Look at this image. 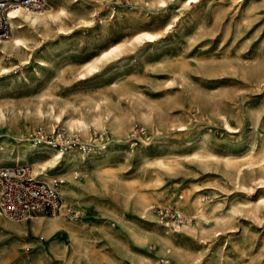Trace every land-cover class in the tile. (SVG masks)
<instances>
[{
  "label": "rangeland",
  "instance_id": "obj_1",
  "mask_svg": "<svg viewBox=\"0 0 264 264\" xmlns=\"http://www.w3.org/2000/svg\"><path fill=\"white\" fill-rule=\"evenodd\" d=\"M43 1L41 9L11 2L65 13L36 29L16 21L23 24L17 34L29 45L20 57L29 59L6 60L9 72L0 75V111L7 116L5 123L0 118V166L12 165L10 155L30 137L53 142L64 153L110 144L101 171L93 161L82 164L88 176L76 177L85 186L78 187V197L67 201L63 195L66 217L81 220L86 229L83 246L89 258L51 254L47 264H142L140 256L153 264H179L172 257L164 260L155 242L138 244L130 225L151 238L156 233L171 237L186 263L229 254L238 264H264V160H259L264 151V0ZM140 31L156 36L136 41ZM10 33L11 28L0 39ZM116 44L115 54L98 59ZM89 64L93 70H87ZM95 101L123 120L131 118L133 131L91 126L83 136L60 123L54 132L45 117L34 115L37 107L52 105L64 116L78 118L82 112L89 117L97 111ZM140 110L150 114L149 123L137 118ZM25 121L31 129L22 128ZM195 148L218 157L195 159ZM159 158H174L176 168L160 170ZM130 190L127 199L124 191ZM140 193L151 198V211L132 208ZM197 197L207 207L217 202V214L225 218L211 225L177 214L178 205L189 208L186 200ZM119 216L125 229L114 221ZM38 235L45 237L43 243ZM110 236L123 243L129 259ZM58 237L70 243L65 231ZM10 240L0 221V264H23L20 257L31 261L35 250L48 246L41 231L29 230L19 236L15 256Z\"/></svg>",
  "mask_w": 264,
  "mask_h": 264
},
{
  "label": "bare ground",
  "instance_id": "obj_2",
  "mask_svg": "<svg viewBox=\"0 0 264 264\" xmlns=\"http://www.w3.org/2000/svg\"><path fill=\"white\" fill-rule=\"evenodd\" d=\"M158 1L161 3L166 2V0ZM64 13L65 12L63 9H59L55 13H50L49 9L35 11L23 6L20 3L11 5L8 9V16L12 26L11 33L9 36H7V39H0V75L4 72H9V69L4 65L6 60H10L12 57L21 58L20 56L23 53L29 51V45L26 38L17 34L18 29L23 26V24H16L17 20L20 19L21 21H25L32 29H36V27L47 25L48 21L50 20L55 21L60 19ZM155 36V33L140 31L134 35V39L136 41H142L146 39H154ZM117 50H119L118 44L100 53L98 59L102 60L104 58H108L109 56L115 54ZM28 53L30 54V52ZM28 59L29 57L24 59L21 58L20 60L24 62L28 61ZM93 68L94 64H89L87 70H93ZM98 102L95 101L94 103V107L97 108V111L89 117L84 115L82 112L79 114L80 116L78 118H72L71 115L64 116V110L62 108L54 109L52 105H49L46 109L37 107L34 110V115L37 117V119L41 120L45 117L46 122L50 123L54 132L56 126L60 123H62L69 131L80 132L83 136L89 135L88 131L89 127L91 126H93L95 130L99 129L102 132L109 131L110 133L124 132L127 134L129 128L133 131V122L131 118L123 120L119 117V115L113 113L106 105L102 106ZM6 117V114L3 111H0V118L4 123L6 122ZM150 117V114L140 110L137 118L141 119L144 124H147L150 122ZM225 124L227 127H229L227 120H225ZM20 125L23 129L29 128L26 121ZM59 136L57 139H59ZM109 147L110 144L108 142H100L96 144L95 147L88 148V151L85 153L77 154L75 149L67 150L64 153L62 152V149H56L53 142L42 140L39 136H36L34 138H28L25 142V146L18 149L16 153L10 155V157L14 161L13 164L28 162V164L32 166V172L36 175L41 174L42 176L50 179L58 177L61 181L59 183L61 196L63 197L64 195L65 200L72 201L79 195L77 190L78 187H85L84 185L78 183L80 179L78 181L76 180L78 175L81 174L85 177L88 174L85 166L86 164H84V166L82 164L84 162L86 163L93 161L94 165L98 167L97 170L101 171L104 167L107 157L110 154ZM145 150L147 149H145L143 146L139 149L142 157H145ZM191 156L198 160H203L206 157L212 159L218 157L216 153L202 148H195L191 152ZM259 160H264V151H262ZM229 161L230 158H226V162ZM155 165L160 170L168 172L176 168V160L174 158H159ZM61 175L65 176L68 180L66 182L63 181V179L60 178ZM238 180L237 182H239ZM102 181L103 183L106 182L104 178H102ZM126 191H124V194L128 199L129 195H131L133 191ZM137 196L138 197L132 203V208L134 210L136 208L140 213H145L146 210L151 211V198L144 193H140ZM65 203L66 202H62L63 207L61 213L54 217L52 215H33L30 219L24 218L21 219L22 221L10 219L9 221L7 218L4 219L5 217L3 218V216H0L1 224L7 231V236H11L9 245L12 247L11 252L15 256L18 252L17 246L19 244V236H27L29 230L34 232L41 231L46 236L48 246H41L35 250L31 255V261L22 257H18L19 262H22L23 264H47V259L51 254H54L56 257L68 258L73 257L77 253H83L82 255L85 258H89L88 253L83 246V239L86 234V229L83 226V222L79 219L69 221L72 218L71 216L66 217L64 213L66 206ZM186 204L189 208L180 205H178V208H176L177 214L179 216L183 214L186 220H188L187 218H189V215L193 217L195 221L203 220L209 222L212 225L211 222L215 223L225 218V216L221 217L217 214L219 207L217 202H213L209 205V207H207L205 204H202L200 198L197 197L193 200L187 199ZM186 209H191L190 213L187 212ZM115 219L116 220L114 221H117L119 229H125L127 227L124 218L119 216ZM132 225H134V223H132ZM132 227L134 226L130 225L128 228H130L131 231L133 230L131 232L133 239L138 244L146 247L152 242H155L158 247V252L162 253L164 260L172 257L174 260L179 262V264H194V262L196 264H238L237 261L234 260L233 255L229 254H218L212 260L210 258L204 260L202 258L196 257L194 258L196 261L190 260L188 263H186V254L180 250V246H176L171 237L156 233V236L151 238V233L150 235H143L134 230L136 226L134 228ZM61 231H65L69 237L70 243L68 245H66L65 241L60 240L58 237V234ZM38 238L39 240H43L40 239L41 236ZM110 239L113 240V242L117 245V251L121 254V256L125 259H129V256L122 251L123 243L120 240H116L113 236H110ZM26 249H29V247ZM139 260L142 264H153L151 260L145 256H140Z\"/></svg>",
  "mask_w": 264,
  "mask_h": 264
},
{
  "label": "built area",
  "instance_id": "obj_3",
  "mask_svg": "<svg viewBox=\"0 0 264 264\" xmlns=\"http://www.w3.org/2000/svg\"><path fill=\"white\" fill-rule=\"evenodd\" d=\"M12 1L17 0H0V37L11 28L8 9ZM22 3L38 9L45 6L43 0H22ZM60 182L57 177L34 174L28 163L0 166V215L12 220L38 214L59 215L63 207Z\"/></svg>",
  "mask_w": 264,
  "mask_h": 264
},
{
  "label": "crops",
  "instance_id": "obj_4",
  "mask_svg": "<svg viewBox=\"0 0 264 264\" xmlns=\"http://www.w3.org/2000/svg\"><path fill=\"white\" fill-rule=\"evenodd\" d=\"M61 187V186H60ZM62 202H63V197H62ZM35 216H44V215H35ZM4 230V229H3ZM39 236H42L44 239L43 240H39V238H38V241L37 242H39V243H43L44 241H45V237L43 236V235H38V237ZM28 247H30V246H28Z\"/></svg>",
  "mask_w": 264,
  "mask_h": 264
}]
</instances>
